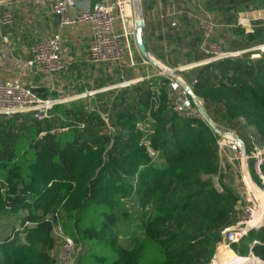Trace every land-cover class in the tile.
Segmentation results:
<instances>
[{"label":"trees","instance_id":"1","mask_svg":"<svg viewBox=\"0 0 264 264\" xmlns=\"http://www.w3.org/2000/svg\"><path fill=\"white\" fill-rule=\"evenodd\" d=\"M231 3L264 8V0ZM258 54L203 64L187 80L207 110L231 125L245 120L263 146L264 51ZM169 83L154 76L110 93L109 103L90 96L59 103L42 120L0 117V223L9 217L11 225L0 240V264H56L57 225L80 248L77 264L212 263L223 231L238 218L239 196L216 188L217 133L173 111ZM34 90L59 98L47 87ZM148 123L146 139L140 124ZM131 200L143 208L144 235L126 246L118 225L132 218ZM232 248L264 261V227Z\"/></svg>","mask_w":264,"mask_h":264},{"label":"built area","instance_id":"2","mask_svg":"<svg viewBox=\"0 0 264 264\" xmlns=\"http://www.w3.org/2000/svg\"><path fill=\"white\" fill-rule=\"evenodd\" d=\"M166 1L169 2L170 7L174 9L177 7V0ZM48 2L52 12L59 18V31L53 35L44 36L30 47V57L25 63V68H35L48 75L65 72L70 63L64 53L62 31L69 25L81 22L89 23L92 29L88 47V61L91 64L120 66L128 64L130 67L138 65L136 58L137 20L129 11L136 0H96L93 3L81 0H48ZM1 5L0 2V26L11 25L14 22L13 12L9 7L2 9ZM175 13L174 11L173 15ZM202 27L205 38L209 39L214 25L202 23ZM204 51L209 55H206V61L203 60L198 64L200 66L241 55L218 49L212 42L208 43V47ZM261 51H264V45L261 47ZM143 63L152 64L154 68L158 69L159 73L153 76H164L169 79L173 111L184 117L205 120L200 110L194 108V101L201 105L204 101L200 97L194 99L189 95L187 87L191 86L190 83L181 76H175L173 71L158 61L154 63L144 60ZM137 82L139 81L125 82L119 86L126 87ZM34 89L32 84H26L19 79L11 84L0 83V117L32 113L35 119L42 120L49 117V110L54 105L68 102L66 99H52V97L43 99ZM92 95H94L93 92H87L75 99ZM105 119L108 122V119ZM215 132L219 146L220 170L226 162H228L227 164L238 163L240 168L238 194L242 212L229 226L230 229L225 231L229 228L227 227L223 231L224 247L232 249L234 244L240 243L251 231L264 227V175L261 170L264 163V145L259 146L257 141H254V135H250L249 142L253 150L248 153L246 141L236 131L217 129ZM150 155L154 157L156 153L150 150ZM252 158L255 159L254 171L261 179L262 185L258 184L252 176L249 166V160ZM214 183L216 188L222 192V185L218 181ZM54 237L61 242L60 264H77L80 248L71 237L65 234L61 225L54 227ZM250 253L259 261V264H264V261L254 255L252 251ZM215 258L218 261L217 255Z\"/></svg>","mask_w":264,"mask_h":264},{"label":"rangeland","instance_id":"3","mask_svg":"<svg viewBox=\"0 0 264 264\" xmlns=\"http://www.w3.org/2000/svg\"><path fill=\"white\" fill-rule=\"evenodd\" d=\"M152 1L153 0H150L151 3ZM231 1L232 0H177V7L175 9L173 7H170V15L168 17L172 18L169 20L167 19L168 21L171 20L169 24L171 23V26L175 27L176 33L167 34V32L165 31V35H167L168 38L167 43L163 44V39L161 40V43L157 42L156 48L153 49L154 55H149V57L144 59L147 61H161V64L173 71V74L175 76H181L184 80L188 82L187 78L193 76L194 70L200 66L198 64L203 60H207L206 55L209 54H207L204 49L208 47L209 42L214 43L216 48L221 50L240 54L250 53L254 55L253 58L259 57L260 55L258 54V50H261V47H263L264 45V8L260 10H237L235 9V4L231 3ZM141 4L139 2V4L137 5H139L140 7ZM140 8L142 9V6ZM174 11L176 13L173 15ZM202 23H211L214 25L209 39L205 38ZM147 34L148 32L147 30H145L144 27L143 40L145 45H147L148 43ZM249 34L253 35V37H249ZM173 35L176 38L173 39V41L171 42L172 38L170 37H172ZM203 46H205V48H202ZM136 51L137 55L139 50ZM198 59H201V61H198ZM149 67L150 75H156L159 73L158 69L154 68L153 65ZM107 71V76L101 79V81H99V78H97V76L95 77L92 73L90 74L91 77L88 78L85 82V85L87 87L86 89L88 90L87 92L94 93V95L90 97L95 98V101H107V103H109L111 97L110 93L116 92L118 89L123 88L119 86L120 84H122L120 82L124 81L123 79L127 80L130 75V73H127V71L121 74L120 67H118V70L107 69ZM69 73L71 74L70 67L67 70V74ZM67 81H69V85H73V82L71 83L70 79H67ZM74 81H77V77L74 78ZM68 87L69 86H66V88ZM81 88H84L83 83H81L80 86L79 84H77L74 89L72 88L67 92L71 93V95H76L77 93L75 92H79ZM87 92L85 91V93ZM84 99H86V97ZM199 106H203L207 113L209 114L210 112L211 115L216 119L213 120L211 115L209 114L210 118L218 129L223 131H236L243 140H245V136L251 137L250 135H254V141H256L257 137L254 134V128L248 125L245 120L240 119L238 122H235L234 125H231L221 120L218 114L212 110V107L207 110L204 102L201 105L197 101H194V108L199 109ZM30 116H32V113L21 114L18 116V119L22 123L26 119L30 120ZM0 120L3 119L0 118ZM140 126L142 127L143 132L146 134L147 139V135H149L151 131L150 123L144 125L140 124ZM248 139L250 141L251 138ZM246 143L248 150V142ZM154 157L157 165L162 166L164 161L163 157L157 154ZM227 163L228 162H226V164L223 165L221 168V174L224 178H221V174H218L213 176L212 180L214 182L218 181L219 184L223 185V187L232 188L239 196V165L238 163ZM254 163L255 159L252 158L249 160V166L252 171V176L254 177L255 181L258 182V184L262 185L261 179L259 178L258 174L254 171ZM241 206V203L237 204V210L239 215L242 212ZM126 207L129 209L132 218L129 221H122L119 223L118 233L120 242L123 245L130 246L131 241L136 236L144 235V232L141 228V216L143 213V208L135 200L128 201ZM7 218L9 217H6V219L0 223V240L6 238L11 232V225L10 222L7 221ZM56 242V250L58 253L56 264H60L62 249L61 242L59 240H56ZM221 247L224 248L223 242L219 244L216 248L215 255L211 264L218 263L215 256L217 255L218 257V253ZM229 250L234 251L232 252L233 254L228 255L225 250H221L220 252V259H222L225 264H251L249 263L251 253L248 256H241L233 248Z\"/></svg>","mask_w":264,"mask_h":264},{"label":"crops","instance_id":"4","mask_svg":"<svg viewBox=\"0 0 264 264\" xmlns=\"http://www.w3.org/2000/svg\"><path fill=\"white\" fill-rule=\"evenodd\" d=\"M81 1L93 3L96 0ZM144 1L136 0L129 11L137 21L140 16H143V28L145 27L148 32L147 51L149 55H154L153 49L156 48V43H161L162 39L163 44L168 41L165 31L167 34H175L176 29L171 26V23L169 24L171 20L168 21L172 18L168 17L170 15L168 1L153 0L152 3L150 0ZM0 2L2 9L9 7L14 14V22L11 25L0 26V83L11 84L19 79L26 84H32L35 88L47 87L53 91L55 90L60 99L71 101L88 91L85 82L91 77L90 74L92 73L101 81L107 76V69L118 70V67H120L121 74L125 71L130 73L129 78L127 80L123 79L124 81L120 83L144 81L154 77L149 74V66H152V64L143 63L144 58L147 57L141 53L137 44L136 48L139 50L136 55L138 65L135 68L130 67L128 64H125V67L116 64H90L88 61V47L92 29L91 25L86 22L69 25L62 31L63 49L70 63L68 68L70 67L71 74H67L68 69L62 74L48 75L37 71L35 68H25V63L30 57V47L44 36L57 33L59 31V18L52 12L48 0H0ZM139 2L140 4L142 2L140 5L142 9L137 5ZM77 11L74 12L77 13ZM170 38H172V42L176 37L173 35ZM198 61H201V59H198ZM76 77L77 81L75 82L74 78ZM67 79H70L73 85H69ZM81 83L84 84L83 92H75L76 95L67 92L72 88L74 89L77 84L80 86ZM66 86L69 87L66 88ZM57 254L55 249L52 256L56 259V263Z\"/></svg>","mask_w":264,"mask_h":264},{"label":"water","instance_id":"5","mask_svg":"<svg viewBox=\"0 0 264 264\" xmlns=\"http://www.w3.org/2000/svg\"><path fill=\"white\" fill-rule=\"evenodd\" d=\"M137 28H136V44L138 46V49L141 51V53L146 56L149 57L146 45L144 43L143 40V26H144V19L143 16H140L139 20L136 23ZM153 61V60H152ZM154 63H157V61H153ZM188 89V93L189 95L194 98L197 99L198 96L195 94L193 88L191 86L187 87ZM57 97L54 95L52 96V99H56ZM199 110L201 112V114L203 115L205 121L208 123V125L213 128L214 130H217V126L214 124V122L212 121V119L210 118L209 114L207 113V111L205 110V108L203 106H199ZM229 228H227L225 231L229 230Z\"/></svg>","mask_w":264,"mask_h":264},{"label":"bare ground","instance_id":"6","mask_svg":"<svg viewBox=\"0 0 264 264\" xmlns=\"http://www.w3.org/2000/svg\"><path fill=\"white\" fill-rule=\"evenodd\" d=\"M221 250H225L227 253H228V255H231V254H233L232 252H234V251H232V250H229V249H226V247H221ZM221 250H220V252H221ZM249 260H251L252 262H253V264H259V261H257L253 256H251L250 257V259ZM250 261V262H251ZM218 262V263H217ZM216 263L217 264H225L224 262H223V260L222 259H220V253L218 254V261H217Z\"/></svg>","mask_w":264,"mask_h":264}]
</instances>
